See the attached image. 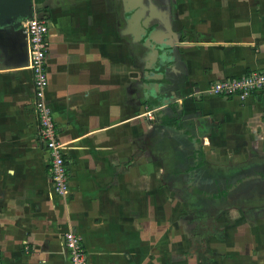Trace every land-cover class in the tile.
<instances>
[{
  "label": "crops",
  "instance_id": "0c3cea01",
  "mask_svg": "<svg viewBox=\"0 0 264 264\" xmlns=\"http://www.w3.org/2000/svg\"><path fill=\"white\" fill-rule=\"evenodd\" d=\"M119 1L42 9L44 98L64 144L63 195L39 134L26 39L0 31V264H69V230L87 264H264V208L239 206L259 194L232 201L227 226L211 225L210 237L198 221L191 235L147 146L156 125L202 138L205 151L216 141L231 163L264 157V90L244 99L207 91L264 69V0H152L161 23L150 27L153 39L173 45L160 59V46L139 45L143 34Z\"/></svg>",
  "mask_w": 264,
  "mask_h": 264
},
{
  "label": "built area",
  "instance_id": "2783aa9c",
  "mask_svg": "<svg viewBox=\"0 0 264 264\" xmlns=\"http://www.w3.org/2000/svg\"><path fill=\"white\" fill-rule=\"evenodd\" d=\"M49 29L48 20L35 15L32 19L25 20L23 33L27 45L28 68L33 77L34 107L40 123L39 134L50 156L54 191L63 195L68 187L63 156L64 144L56 137L55 124L44 98ZM263 90L264 69L252 70L236 77H226L210 83L207 87L209 93L236 96L240 99ZM64 246L69 254V264H87L85 250L70 230L64 234Z\"/></svg>",
  "mask_w": 264,
  "mask_h": 264
},
{
  "label": "flooded vegetation",
  "instance_id": "af4514ba",
  "mask_svg": "<svg viewBox=\"0 0 264 264\" xmlns=\"http://www.w3.org/2000/svg\"><path fill=\"white\" fill-rule=\"evenodd\" d=\"M34 2L41 4L37 15L47 18L48 16L42 12V9L47 7V9L52 10L51 7L56 3L60 4L61 0H34ZM119 2L121 3V0ZM120 11V15L124 16L123 4L120 5ZM24 22L25 21L21 23V28L17 30H14L12 26L5 28V30L2 31L4 32V36H13L14 34L19 38L22 32L25 37L23 33ZM142 44L143 40L139 41V45L143 47ZM24 46L26 51L25 55L28 56L27 45L24 44ZM176 132H173L172 136L176 143V149L180 154L181 161L175 164V169L172 168L173 176L167 171L166 177L168 184L175 179H179L184 189H186V192L197 196L203 205H206V203L212 205L213 201L218 203L222 202L223 205H227L235 201L239 196L250 195L252 193H258L259 197L264 200V161L253 158L246 161L245 166H234L229 164L230 168L226 171L221 172L216 170L214 172L211 171V169L215 167L213 164L217 165V163L210 161L202 153V149L204 148L203 139L183 140L180 137V133L177 134ZM178 167H180L179 171H177ZM258 176L261 178H258ZM260 204L259 208H264V202ZM193 206L195 205H192V207ZM193 211L197 212L200 211V209L196 206ZM209 218L211 219L212 216L209 215Z\"/></svg>",
  "mask_w": 264,
  "mask_h": 264
},
{
  "label": "rangeland",
  "instance_id": "374dc122",
  "mask_svg": "<svg viewBox=\"0 0 264 264\" xmlns=\"http://www.w3.org/2000/svg\"><path fill=\"white\" fill-rule=\"evenodd\" d=\"M23 28H24V24H23ZM159 127L160 126L154 125L152 130H149L150 132H148L147 134V139H148L147 146H148V150L150 151L151 157L154 158V166L163 164L164 175L162 177L163 180L161 181L160 185L163 186V188L169 192V195L167 197L169 199L170 209L173 210L175 205L180 204L182 206L181 209L184 211V213L180 215V218L185 220L189 233H191V235H194V232L196 231L194 228V221H198L197 223L201 229L202 236L210 237L212 235L211 229L212 228L214 229V226L216 224H224L227 226L229 220L223 210L227 209L230 204L227 205L224 204L225 205L224 206L222 202L218 203L216 201H213L212 205L210 203L208 204L206 203V205H203L202 203L200 204L201 200H199L197 196L191 195L186 192V189H184L182 182L179 181V179H175L172 182H170V184H168L166 177L167 171H169L173 176L174 174H172L173 172L172 168L175 169L174 168L175 164L180 163L181 160H180V154L178 153L175 146L176 143L172 136L173 132L162 131ZM205 129L207 133L210 130L209 127L207 128L206 126ZM217 146L219 145H217V142L213 140L211 141V144L208 146V149L206 151L202 149V153L204 154L205 157H207L212 162L215 161L217 162V165L213 164V166L215 167H212L211 171L215 172L217 170L224 172L228 168H230L229 167L230 165H234V166L246 165L247 160H245V162L242 160L241 162L238 163H231V161L234 162L233 157L227 158L226 160L219 159L218 155L220 153H224L225 149L222 148L220 149V147ZM259 160L264 161V157H260ZM179 168L180 167H178L177 171H179ZM157 169L158 167L155 168V170ZM250 199H252L250 200L251 203L250 206L248 205L243 207V205L238 202L239 206H241L242 209L244 210V208L248 209L250 207L260 206L261 205L260 203L264 202V200L261 197L256 195H252ZM192 205H195L193 206L194 208L192 207ZM196 206H198L201 210L194 212L193 209H195ZM209 215L212 216L211 219L209 218ZM189 223H192V225L190 224L191 226H189ZM211 225H213L212 228ZM226 226H223L222 228L225 229L224 227ZM220 231L221 232H219V234L222 233L221 229Z\"/></svg>",
  "mask_w": 264,
  "mask_h": 264
},
{
  "label": "water",
  "instance_id": "95a60500",
  "mask_svg": "<svg viewBox=\"0 0 264 264\" xmlns=\"http://www.w3.org/2000/svg\"><path fill=\"white\" fill-rule=\"evenodd\" d=\"M123 8L130 13L128 22H136L138 29L143 34V42L146 46L152 47L153 44V29L151 26H159L161 23L155 19V13L152 12L156 8L152 0H122ZM41 4L34 0H0V31L5 30L8 26H12L14 30L21 28V23L25 20L32 19L37 15ZM136 27V28H137ZM157 29V28H156ZM155 30V29H154ZM140 35V33L138 34ZM136 35L135 38L139 36ZM177 36V35H175ZM179 38V37H178ZM177 38V41H178ZM160 46L161 52L157 51L159 59L161 58L162 50H173L171 44L155 43L154 46ZM156 49V48H155ZM2 45H0V55L2 56ZM27 56V55H26ZM28 63V56H27ZM258 178H261L258 176Z\"/></svg>",
  "mask_w": 264,
  "mask_h": 264
}]
</instances>
